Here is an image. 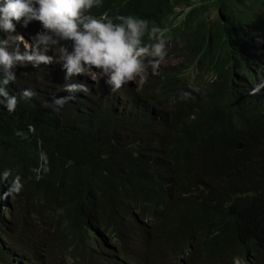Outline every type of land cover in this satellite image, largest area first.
<instances>
[{
	"label": "trees",
	"instance_id": "16d2710c",
	"mask_svg": "<svg viewBox=\"0 0 264 264\" xmlns=\"http://www.w3.org/2000/svg\"><path fill=\"white\" fill-rule=\"evenodd\" d=\"M198 1L171 33L184 62L142 83L113 92L99 78L57 112L44 101L66 95L64 81L17 73L10 90L38 95L0 107V171L24 185L0 211V264H264V103L236 64L263 34L264 0ZM207 7L219 16L206 19ZM29 124L30 139L14 135ZM41 150L49 171L37 181Z\"/></svg>",
	"mask_w": 264,
	"mask_h": 264
},
{
	"label": "clouds",
	"instance_id": "9594fccd",
	"mask_svg": "<svg viewBox=\"0 0 264 264\" xmlns=\"http://www.w3.org/2000/svg\"><path fill=\"white\" fill-rule=\"evenodd\" d=\"M116 2L128 3L134 11L112 13ZM167 2L0 0V107L14 113L20 101L37 97L32 87L22 88L18 93L9 87L16 82L17 73L28 67H40L54 79L64 81L57 91L66 95L44 101L45 107L57 112L76 99L77 93L88 94L89 85L99 78L115 92L144 82L149 73L155 74L165 66L177 68L185 60L186 43L171 34L172 30L184 27L188 12L195 6L199 8L201 1ZM203 12L208 20L219 16L210 7ZM261 30L263 34L258 37L254 34L251 41L254 52L240 48L236 59L240 65L235 71L240 73L254 103H264V21ZM176 50L180 55L173 54ZM190 87L198 91L194 85ZM179 99L188 101L195 97L192 91L181 90ZM35 131L29 124L27 131L17 128L14 135L28 140ZM30 171L37 181L49 171L45 151L39 152L38 163ZM0 180L7 181L1 196L11 194V199L12 193L19 194L24 186L21 176L10 168L0 171ZM9 209H13V203L4 212ZM237 264L246 263L237 261Z\"/></svg>",
	"mask_w": 264,
	"mask_h": 264
},
{
	"label": "rangeland",
	"instance_id": "374dc122",
	"mask_svg": "<svg viewBox=\"0 0 264 264\" xmlns=\"http://www.w3.org/2000/svg\"><path fill=\"white\" fill-rule=\"evenodd\" d=\"M214 15H210L209 18H213ZM178 61V60H177ZM176 62V61H175ZM174 63V62H173ZM147 71V70H146ZM204 78H208V75L204 76ZM6 191L4 190V193ZM3 193V194H4ZM1 202H0V210L5 211L8 207L12 206V200H11V194H8L7 196L2 195L1 196Z\"/></svg>",
	"mask_w": 264,
	"mask_h": 264
}]
</instances>
